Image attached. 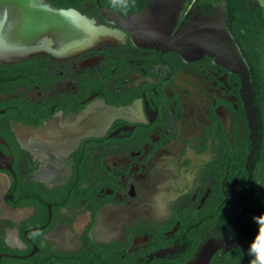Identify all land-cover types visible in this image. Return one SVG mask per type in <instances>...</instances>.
Wrapping results in <instances>:
<instances>
[{"label": "flooded vegetation", "instance_id": "flooded-vegetation-1", "mask_svg": "<svg viewBox=\"0 0 264 264\" xmlns=\"http://www.w3.org/2000/svg\"><path fill=\"white\" fill-rule=\"evenodd\" d=\"M46 1L115 26L100 5L128 15L153 0ZM260 4L246 0L234 19L225 0H185L177 25L197 7L246 37L242 20L264 24ZM242 88L209 54L187 59L128 34L70 58L0 62V264H252L264 103L251 80V126ZM49 123L84 133L52 144Z\"/></svg>", "mask_w": 264, "mask_h": 264}, {"label": "water", "instance_id": "water-1", "mask_svg": "<svg viewBox=\"0 0 264 264\" xmlns=\"http://www.w3.org/2000/svg\"><path fill=\"white\" fill-rule=\"evenodd\" d=\"M184 3L185 0H153L143 11L128 15L100 5L101 13L115 24L110 26L98 23L75 7L54 6L46 0H0V62H17L38 54H48L54 59L70 58L96 45L122 42L126 34L137 46L174 50L187 59L209 54L240 73L242 90L248 93L246 104L252 126L250 69L226 20L218 15H204L194 7L189 12L192 17L177 25ZM261 60L264 75V52ZM55 126L49 123L43 127L47 141L52 144L64 138L68 139L66 145H74L84 133L76 126ZM98 129L97 126L95 131ZM252 140L255 141L254 134ZM2 207L4 197L0 193Z\"/></svg>", "mask_w": 264, "mask_h": 264}, {"label": "trees", "instance_id": "trees-1", "mask_svg": "<svg viewBox=\"0 0 264 264\" xmlns=\"http://www.w3.org/2000/svg\"><path fill=\"white\" fill-rule=\"evenodd\" d=\"M198 1L201 2L202 0ZM225 2L227 4V10L228 13L231 15V18L237 19L240 16L244 15V12H246L247 10L246 0H225ZM70 4V2H61L54 3L53 5L59 7H68V5ZM252 14H254L257 20H262L264 22L263 5H258ZM257 23H252L251 21L245 18V20H242L240 26L245 28L246 37L242 36L243 34H241L239 30L234 32V35L237 36V42L240 46L241 51L245 55L248 65L250 67L252 86L256 93V97L261 100V103H264V78L260 59L261 53L259 50L260 32L261 28H264V24L257 25ZM37 57L46 56L39 55ZM259 241H264V238Z\"/></svg>", "mask_w": 264, "mask_h": 264}, {"label": "clouds", "instance_id": "clouds-1", "mask_svg": "<svg viewBox=\"0 0 264 264\" xmlns=\"http://www.w3.org/2000/svg\"><path fill=\"white\" fill-rule=\"evenodd\" d=\"M259 223L261 225V235L264 236V218H261ZM251 252L256 255V259L252 261V264H264V241L253 243L251 246Z\"/></svg>", "mask_w": 264, "mask_h": 264}, {"label": "rangeland", "instance_id": "rangeland-1", "mask_svg": "<svg viewBox=\"0 0 264 264\" xmlns=\"http://www.w3.org/2000/svg\"><path fill=\"white\" fill-rule=\"evenodd\" d=\"M262 2H263V4H264V0H261Z\"/></svg>", "mask_w": 264, "mask_h": 264}]
</instances>
